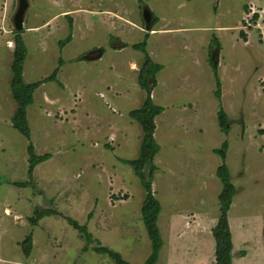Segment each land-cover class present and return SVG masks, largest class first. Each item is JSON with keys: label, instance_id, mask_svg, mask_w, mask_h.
<instances>
[{"label": "rangeland", "instance_id": "obj_1", "mask_svg": "<svg viewBox=\"0 0 264 264\" xmlns=\"http://www.w3.org/2000/svg\"><path fill=\"white\" fill-rule=\"evenodd\" d=\"M27 2L23 81L43 83L58 74L27 108L29 142L11 124L18 2L0 0V264H115L96 254L97 245L86 244L67 219L85 225L92 242L128 264H146L145 191L121 163L139 156L143 132L128 113L146 99L137 81L146 57L162 66L150 95L164 110L154 121L160 151L151 179L161 207L157 264H214L211 231L223 188L214 150L224 142L236 190L227 213L232 264H264V0ZM145 9L153 24H145ZM146 36L143 54L133 47ZM220 110L227 133L218 123ZM29 143L37 156H50L31 176ZM46 210L52 214L33 227L36 211ZM27 237L29 255L21 245Z\"/></svg>", "mask_w": 264, "mask_h": 264}, {"label": "trees", "instance_id": "obj_2", "mask_svg": "<svg viewBox=\"0 0 264 264\" xmlns=\"http://www.w3.org/2000/svg\"><path fill=\"white\" fill-rule=\"evenodd\" d=\"M70 36L63 42H60V48L62 49L67 43L70 42ZM146 39L141 44L134 46L133 48L141 53H145ZM212 44L215 45L216 50L219 49V43L214 40ZM125 47L122 45V48ZM120 48L119 50H121ZM118 50V49H117ZM27 55L26 47L21 38L20 33L15 34L14 38V58L11 65V81L10 92L12 100L16 103L17 108L14 112V116L11 120L13 129L18 131L27 141L30 142V129L27 121V108L33 104L34 92L44 82H57L58 69L55 70L52 75L43 81V83L26 84L23 81V64ZM214 76L217 81L215 97L220 100V82L217 78L216 65H212ZM162 70V66L157 65L151 61L148 57L145 59L138 77V84L140 88L146 92V99L142 107L138 110H134L128 113V117L135 121L143 132L141 144L139 146V156L135 161L122 160L121 163L128 165L132 168L135 176L140 180V183L145 191V198L141 207V217L147 236L150 240L151 254L146 261V264H157L159 253L163 247V241L160 236L159 228L157 226V219L161 212L160 204L154 199L152 192L151 179L156 167L154 166V159L159 153L160 148L154 140L155 133V119L163 113V109L154 105L150 95L155 87V76ZM217 119L221 130L227 133V117L222 110L217 113ZM228 144L224 142L221 148L214 150V153L222 160V165L217 169L216 175L223 184L222 192L218 197L220 204V216L217 220L216 226L212 229L211 233L215 242L214 251V264H232V251L233 244L231 240V234L229 231L227 213L232 203L233 197L236 194L235 188L232 186L229 180V172L225 164L226 151ZM28 155V175H32L33 170L39 164L46 162L50 159L49 155L37 156L33 144L29 143L27 148ZM17 187H24V183H14ZM37 217L31 219V225L37 226L42 218L52 214V210L36 211ZM67 224L72 227L79 235L82 236L83 241L86 244H96L93 247L94 252L98 255H106L112 259L115 264H128L120 255L114 253L108 248L100 246L97 242H92L90 234L87 232L85 225H79L77 222L71 219H67ZM22 249L25 254L29 255L32 249V239L27 237L22 242ZM83 251H86L83 248ZM241 257L244 254L240 253Z\"/></svg>", "mask_w": 264, "mask_h": 264}, {"label": "water", "instance_id": "obj_3", "mask_svg": "<svg viewBox=\"0 0 264 264\" xmlns=\"http://www.w3.org/2000/svg\"><path fill=\"white\" fill-rule=\"evenodd\" d=\"M17 9L13 15L12 22H13V29L15 32L20 33L23 30V20L25 12L28 9V2L27 0H17ZM143 19L145 20V24L148 25L151 19L149 18L148 14H144Z\"/></svg>", "mask_w": 264, "mask_h": 264}, {"label": "crops", "instance_id": "obj_4", "mask_svg": "<svg viewBox=\"0 0 264 264\" xmlns=\"http://www.w3.org/2000/svg\"><path fill=\"white\" fill-rule=\"evenodd\" d=\"M216 1H219V0H216ZM148 14V16H149V18L151 19V23L153 24L154 23V21H153V19L152 18H154V16L151 14V12L148 10V9H145L144 10V12H143V17H144V14ZM114 14V13H113ZM146 28V30H148V31H151L150 32V34H152V33H154V32H156V31H153V29L151 28V30L149 29V28H147V27H145ZM148 38V37H147ZM147 40V39H146ZM103 55V54H102ZM65 113V112H64ZM233 256V255H232Z\"/></svg>", "mask_w": 264, "mask_h": 264}, {"label": "flooded vegetation", "instance_id": "obj_5", "mask_svg": "<svg viewBox=\"0 0 264 264\" xmlns=\"http://www.w3.org/2000/svg\"><path fill=\"white\" fill-rule=\"evenodd\" d=\"M99 51V53L98 54H102V51L101 50H98ZM98 51H96V52H98ZM90 53H92V52H90ZM94 53V52H93ZM96 54V53H95Z\"/></svg>", "mask_w": 264, "mask_h": 264}]
</instances>
